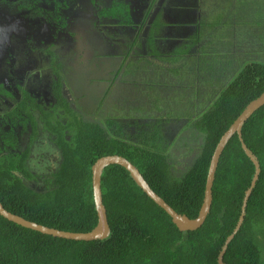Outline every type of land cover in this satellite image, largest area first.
<instances>
[{"label":"trees","instance_id":"16d2710c","mask_svg":"<svg viewBox=\"0 0 264 264\" xmlns=\"http://www.w3.org/2000/svg\"><path fill=\"white\" fill-rule=\"evenodd\" d=\"M248 4L246 0L245 5ZM123 5L124 1L115 2L105 14L116 18ZM158 18L154 25L141 21L134 39L144 37L152 42L145 26L153 25L150 29L158 32L168 26L161 16ZM120 25L132 27L134 21L121 17ZM204 25L218 27L206 21ZM201 39L199 36L198 42ZM123 66L122 63L119 67ZM54 71L52 106L38 103L23 88L18 89L15 97L0 83V203L28 221L75 233L90 232L97 224L91 169L99 158L108 155L126 158L176 212L195 218L217 143L248 104L264 93V63L247 62L207 110L188 121L184 128L187 133L180 135L184 140L182 147L189 145L187 140L197 142L199 150L183 176L176 178L171 173L169 156L174 148L163 144L161 127L151 128L149 134L137 122L131 125L116 117H102L103 95L95 97V107L79 113L70 106L73 102L79 107L76 100L72 95L69 99L65 97L62 89L61 80L67 76L63 71L67 70L57 64ZM120 73L114 71L108 80L109 87ZM40 122L58 148L61 161L38 188L26 181L35 178L27 170V161L29 145L39 135ZM18 129L31 130L28 146L19 152L15 150L22 142L14 132ZM242 138L259 162L260 173L248 198L241 227L229 242L223 262L264 264V106L246 121ZM254 172L253 163L234 135L218 163L212 205L205 223L197 230L181 232L124 168L108 166L101 175L103 205L110 227L106 239L79 242L54 238L0 216V264H219V254L237 226Z\"/></svg>","mask_w":264,"mask_h":264},{"label":"rangeland","instance_id":"374dc122","mask_svg":"<svg viewBox=\"0 0 264 264\" xmlns=\"http://www.w3.org/2000/svg\"><path fill=\"white\" fill-rule=\"evenodd\" d=\"M180 1L182 0H173V4L164 10L165 19L162 21L168 26L162 28L155 41V50H159L163 58L174 50L175 54L180 53L174 66L169 62L154 59L155 54L150 46H153V43L148 39L147 45L142 49L139 44L129 45V37L119 34L118 36L124 35L125 40L118 42V48L117 43L106 40L107 35L103 31L102 37L96 34L88 41L92 29L87 26L81 30L75 26L76 47L72 50L75 54L65 67L67 71L69 67L71 70L63 86L64 96L68 98L72 95L79 105L76 107L71 102V108L79 113L95 107V97H101L103 94L102 117H116L117 120L122 119L119 121L131 125L137 122L142 124L149 134L153 127H161L163 144L170 149L174 148L169 152V156L172 157L171 173L176 178L183 176L199 150L195 144L197 142L190 143L187 140L189 145L182 147L184 140L180 135L187 133L184 128L188 121L203 114L247 62L264 63V1L258 4L256 0H251V5H245L246 0H184L182 4L185 5H181L179 11L175 12V3ZM93 12L94 10L90 9L89 16L79 14L77 18L92 21ZM158 19L153 24H156ZM205 21L218 27L205 26ZM152 34L153 29H149L147 35ZM195 34L198 35L194 36ZM199 36H202V39L198 42ZM89 42L94 43V53L97 55L90 54L93 50ZM125 46L126 49L130 46L133 50L142 49V53L147 56L139 65L140 71L133 74L134 77L127 74L109 87L108 80L112 78L114 71L128 73L134 65L131 63L136 59L134 57L123 61L128 55L121 49ZM92 59H96L93 61L95 65L89 63ZM122 63L124 66L119 67ZM149 64H152L151 67ZM74 68L79 70L78 73H73ZM40 76V92L35 94L31 89L30 94L35 99L42 98V103L51 102L54 105L55 100L50 99V76L47 71L41 72ZM132 78L147 86H154L153 93L149 91L151 94L141 95L142 92L138 94L132 88L130 93L129 85L121 82ZM38 81L36 76L30 74L26 84L33 88L37 87ZM21 86L28 88L25 84ZM136 86L142 90V86ZM43 127L40 122L37 130L39 135L29 145L27 161V170L35 178L26 182L38 188L43 185V179L52 175L58 168L61 161L58 148ZM30 133L28 129L23 134L22 144L15 151H22L28 146Z\"/></svg>","mask_w":264,"mask_h":264},{"label":"flooded vegetation","instance_id":"af4514ba","mask_svg":"<svg viewBox=\"0 0 264 264\" xmlns=\"http://www.w3.org/2000/svg\"><path fill=\"white\" fill-rule=\"evenodd\" d=\"M119 1H124L125 5L118 10V17H108L105 11ZM164 1L0 0V83L3 87L7 86L5 89L12 92L13 95L18 96V89L23 88L31 96V89L35 94L40 92L38 87V85L42 86L40 73L47 71L50 76V99L55 100L51 92L53 81L56 80L54 67L57 64L68 66L72 55L75 54L72 51L76 47L77 31L74 30L75 26L81 30L87 26L92 29L88 41L96 34L102 35L99 33V29L102 30L104 25H109L114 30L121 29L123 31L125 29L126 32H123L128 34L130 28L120 25L121 17L131 20L137 16L138 20L144 18L147 24L152 23L157 13L164 12L162 10ZM180 2L175 6V11H179ZM151 4L152 7H150ZM90 9L94 10L92 21L77 18L79 14L80 16H89ZM150 10H153L154 14L146 13ZM89 44L93 50L90 54L97 55L94 53V43L89 42ZM94 60L96 59H92L89 63L95 65L93 64ZM34 66L37 67L34 68ZM70 70L69 67L68 71L63 72L69 76ZM78 71L77 68H74L73 73H78ZM30 74L38 78L37 87L32 88L26 84ZM65 81L66 77L61 80L62 89H64ZM24 84L28 88L25 89L24 86H21ZM36 100L45 107L52 106L51 102L42 103V98ZM27 127L29 128V125ZM27 131L18 129L14 132L17 137L22 138Z\"/></svg>","mask_w":264,"mask_h":264},{"label":"water","instance_id":"95a60500","mask_svg":"<svg viewBox=\"0 0 264 264\" xmlns=\"http://www.w3.org/2000/svg\"><path fill=\"white\" fill-rule=\"evenodd\" d=\"M262 106H264V93H262L257 99L253 100L248 104V106L241 112V114L233 121V123L229 126V128L224 132L219 142L217 143L211 160L208 167L206 183L204 188V195L201 207L199 209L198 215L195 218H189L184 214H180L176 212L169 204H167L159 195H157L149 186V184L145 181L143 176L140 174L139 170L126 158L118 156V155H108L99 158L94 165L92 166V191L93 198L95 204V210L97 214V224L94 229L87 233H75L68 231H61L54 228H49L31 221H28L20 216H17L9 211H7L3 205L0 203V216L4 219L12 222L16 225H19L23 228H27L36 232H39L44 235L52 236L54 238L79 241V242H91L97 240H104L110 234V227L107 219V213L105 206L103 205L102 191H101V175L103 170L111 165H118L124 168L134 180L136 185L142 190V192L151 199L157 206L162 208L168 216L171 218L172 223L177 227V229L181 232L184 231H194L199 229L206 221L211 205H212V187L215 179V174L217 171L218 163L222 152L230 139L237 135L241 147L245 153V155L250 159L253 163L255 172L253 179L251 181L250 187L245 192V196L243 199L241 214L239 216L237 226L234 232L226 239L225 244L222 248V251L219 254L218 262L219 264H224L223 255L229 244V242L234 238L236 233L239 231L241 224L244 219L245 209L247 205L248 198L253 190V187L256 184L260 173V165L257 159L250 152L248 147L242 138V127L246 123V121Z\"/></svg>","mask_w":264,"mask_h":264},{"label":"crops","instance_id":"0c3cea01","mask_svg":"<svg viewBox=\"0 0 264 264\" xmlns=\"http://www.w3.org/2000/svg\"><path fill=\"white\" fill-rule=\"evenodd\" d=\"M164 1V0H163ZM167 1V2H166ZM166 1H164V2H162V10H166V9H168V7H170L172 4H173V0H166ZM177 1V0H176ZM250 1L251 0H249V4L248 5H251V3H250ZM253 1H255V0H253ZM262 1H264V0H256V2L259 4L260 2H262ZM184 2V0H182L181 2H180V7H182L181 5H185V4H182ZM176 5H178V3L176 4L175 3V6ZM175 11V10H174ZM175 12H177V11H175ZM146 13H147V11H146ZM150 14H154V12H153V10H150V12H149ZM161 16V20H163V19H165V11L164 12H161V14L160 13H157L156 14V17L153 19V21H152V24H153V22H155V20H157V18L158 17H160ZM134 21V25L132 26V27H130V25H128V28H130V31H129V33L127 34V33H124L121 29L120 30H114V29H111L110 30V27H109V25H104L103 26V29L101 30V29H99V33H101L102 31L107 35V39L106 40H109V41H111V42H113V43H117V46H118V42L120 41V40H125V36L126 37H129V38H131V39H129L128 38V44L129 45H131V43L133 44V46L134 45H137V44H139V46H140V48H142V49H144L145 48V45H147V38H144V37H142V38H140V39H138V40H135L134 38V36H135V33H136V29H137V25L141 22V21H145V19L143 18V19H141L140 18V20H138V18H137V16H135L133 19H131V21ZM166 23V22H165ZM147 24V23H146ZM154 25V24H153ZM153 25H146L145 26V28L146 29H150V26H153ZM168 25V24H167ZM104 33H101L102 35H101V37L103 36V34ZM159 33H161V29H160V31L158 32V30L156 29L155 30V28H153V34H152V42H153V46L152 45H150L151 47H152V51H154L153 52V54H155L154 55V59L155 60H161V61H165V62H169V63H171L172 65L171 66H174V63H176L177 62V59L179 58V55L178 54H175V50L173 51V52H171L169 55H166L164 58L162 57V55H160V52H159V50L158 51H156L155 50V48H156V46H155V41H156V38L160 35ZM119 34H125V36L124 35H120V36H118ZM132 46V47H133ZM118 48H119V46H118ZM121 49H123L125 52H127L128 53V55H127V57L125 56L124 58L126 59H128V60H130L132 57H134V62H131L132 64H134L133 66H132V68H131V71H129L128 73H124V72H121L119 75H118V77H116L115 78V82H119L120 81V77H123V76H125L126 77V75L127 74H132V75H130L129 77H134V73H136V72H138V71H140V67H139V65L140 64H142V60H144L145 59V57L147 56L146 55V53L145 54H143L142 53V49H136L135 48V50H133V49H131V46L130 47H128L127 49H126V46L124 47V48H121ZM177 49L178 48H176V51H177ZM157 54H159L158 56H156ZM174 54H175V56H174ZM130 63V62H129ZM168 63V64H169ZM151 65L152 64H149V66L151 67ZM144 66V68L146 67V64L145 65H143ZM161 66V65H160ZM170 66V67H171ZM119 72V71H118ZM122 80V79H121ZM137 82V83H136ZM121 83H123V84H127V85H129V89H130V93L132 92V90H134V91H137L138 92V94H140L141 92V95H143V94H151V93H153V90L155 89V87L154 86H147V85H145L143 82H141V81H137L136 80V78L135 79H133L132 78V80H127L126 81V79H124V81H122ZM136 85H138V86H142V90L140 89V88H138ZM157 86L159 85V83L158 84H156ZM131 88H132V90H131ZM149 91H151V93H149ZM108 92V91H107ZM103 95V94H102Z\"/></svg>","mask_w":264,"mask_h":264}]
</instances>
